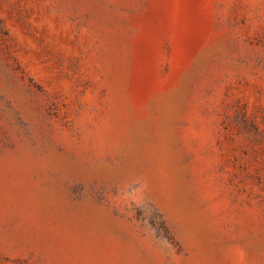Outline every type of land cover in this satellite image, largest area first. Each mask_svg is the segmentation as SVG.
<instances>
[{
	"label": "rangeland",
	"instance_id": "1",
	"mask_svg": "<svg viewBox=\"0 0 264 264\" xmlns=\"http://www.w3.org/2000/svg\"><path fill=\"white\" fill-rule=\"evenodd\" d=\"M0 264H264V0H0Z\"/></svg>",
	"mask_w": 264,
	"mask_h": 264
}]
</instances>
